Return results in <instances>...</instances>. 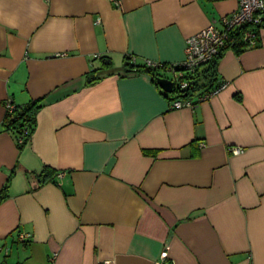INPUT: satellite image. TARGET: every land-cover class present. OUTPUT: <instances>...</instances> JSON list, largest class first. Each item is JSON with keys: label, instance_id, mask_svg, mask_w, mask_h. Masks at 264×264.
<instances>
[{"label": "crops", "instance_id": "crops-1", "mask_svg": "<svg viewBox=\"0 0 264 264\" xmlns=\"http://www.w3.org/2000/svg\"><path fill=\"white\" fill-rule=\"evenodd\" d=\"M238 9L0 0V264H154L163 251L170 264H264V26L256 47L221 55L228 87L195 109L171 110L176 93L125 73L130 58L180 64L189 37ZM8 99L40 105L23 147Z\"/></svg>", "mask_w": 264, "mask_h": 264}, {"label": "built area", "instance_id": "built-area-1", "mask_svg": "<svg viewBox=\"0 0 264 264\" xmlns=\"http://www.w3.org/2000/svg\"><path fill=\"white\" fill-rule=\"evenodd\" d=\"M114 5H119V0H110ZM264 24V0H239V9L230 16L221 20V28L209 25L200 30L186 41V58L180 64L167 65L147 61L145 64L153 69L164 70L171 73L168 78L175 83L177 89L185 90L194 81L200 70L213 63L224 51V49L236 48L239 42L243 48L256 47L259 43L257 28ZM239 38V40H237ZM228 87L225 82H219L213 87L202 89L192 98H176L171 101V110L185 108L195 109L199 104L210 101L218 96ZM6 113L14 114L17 105L12 99L5 102ZM29 137V129L24 127L18 138V144H25ZM30 140V139H29ZM231 152L235 155L242 153L241 148H233ZM60 173L58 177H63ZM19 242L28 244L32 241V235L21 234ZM1 253L9 254V248H1ZM169 254L163 251L154 264H170Z\"/></svg>", "mask_w": 264, "mask_h": 264}, {"label": "trees", "instance_id": "trees-1", "mask_svg": "<svg viewBox=\"0 0 264 264\" xmlns=\"http://www.w3.org/2000/svg\"><path fill=\"white\" fill-rule=\"evenodd\" d=\"M263 26L264 24L261 27ZM261 27L259 26L256 31L258 32V30ZM237 40H239V38ZM228 49L229 48L224 49L222 54ZM234 50L237 53H241V51L243 50V46H241V44H239L238 42ZM221 55L213 63L207 66H204L205 70L201 74L198 73L195 75L194 81L190 82V86L187 89L181 90L175 87V90L173 93H176L178 95V98H189V97L192 98L202 89H207L208 86L213 87L215 84H217L218 61ZM127 64L133 65V68L125 70L126 74H129L133 70H136V72H139V73L146 72L150 74L154 79L156 78L157 81L161 79L160 77L156 75L158 72V69H153L151 67H148L146 66V64L137 67L135 59L133 58H130ZM39 106L40 105L38 101H33L24 107L17 105V110L15 111L14 114L6 113L5 126L9 130L16 132L17 140L24 127H27L29 129V137L26 139L27 141L25 144H27L30 141L29 139L32 138V135L34 132V125H35V112L40 108ZM25 144H18V145L20 147H23ZM146 153L149 154L150 152H146ZM55 175H56L55 172L49 167H46L41 174H37L40 182L42 183L46 181V178L48 176L51 178V180L54 179L52 177ZM6 192H7V187L0 194V202L3 201L7 197Z\"/></svg>", "mask_w": 264, "mask_h": 264}, {"label": "water", "instance_id": "water-1", "mask_svg": "<svg viewBox=\"0 0 264 264\" xmlns=\"http://www.w3.org/2000/svg\"><path fill=\"white\" fill-rule=\"evenodd\" d=\"M158 83L162 89H164L166 92H169V93H173L176 87L175 83L169 79L161 78L158 80Z\"/></svg>", "mask_w": 264, "mask_h": 264}, {"label": "rangeland", "instance_id": "rangeland-1", "mask_svg": "<svg viewBox=\"0 0 264 264\" xmlns=\"http://www.w3.org/2000/svg\"><path fill=\"white\" fill-rule=\"evenodd\" d=\"M169 78H171V76H169Z\"/></svg>", "mask_w": 264, "mask_h": 264}]
</instances>
